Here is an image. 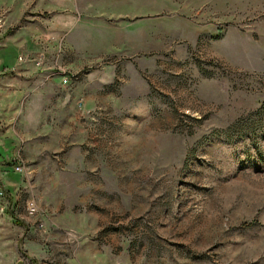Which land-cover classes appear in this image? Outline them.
Instances as JSON below:
<instances>
[{"label": "rangeland", "instance_id": "374dc122", "mask_svg": "<svg viewBox=\"0 0 264 264\" xmlns=\"http://www.w3.org/2000/svg\"><path fill=\"white\" fill-rule=\"evenodd\" d=\"M0 58V264H264V0H0Z\"/></svg>", "mask_w": 264, "mask_h": 264}, {"label": "built area", "instance_id": "2783aa9c", "mask_svg": "<svg viewBox=\"0 0 264 264\" xmlns=\"http://www.w3.org/2000/svg\"><path fill=\"white\" fill-rule=\"evenodd\" d=\"M59 74H60V72H59ZM63 75L64 76H62V82L63 83H68L69 76H67L65 73H63ZM10 163H11V166H12V168H13V170L15 172L18 173V172L23 171L24 165H23V163H22L21 160H17V158H13V160L10 161ZM26 210H27L28 215H30V216L34 215L35 212L37 211V205H36V203L35 202H32V200L29 201V202H27V204H26Z\"/></svg>", "mask_w": 264, "mask_h": 264}, {"label": "crops", "instance_id": "0c3cea01", "mask_svg": "<svg viewBox=\"0 0 264 264\" xmlns=\"http://www.w3.org/2000/svg\"><path fill=\"white\" fill-rule=\"evenodd\" d=\"M2 58V57H1ZM1 58H0V61H1ZM59 84H61L60 82H59ZM7 164V166L9 167V170H10V168H12V166H11V163H9V161L8 162H6ZM6 165H5V167H6ZM2 170H3V168H1L0 167V173H2ZM4 179H8V178H5L4 177ZM16 181H14V180H10V179H8L6 182H5V184H6V186H7V188H8V190H11L13 187H12V185H14L13 183H15Z\"/></svg>", "mask_w": 264, "mask_h": 264}]
</instances>
